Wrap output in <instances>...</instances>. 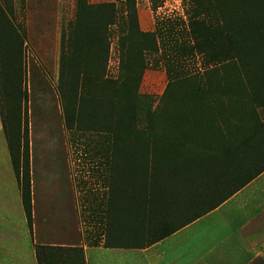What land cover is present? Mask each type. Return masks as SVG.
Returning <instances> with one entry per match:
<instances>
[{"label": "rangeland", "instance_id": "374dc122", "mask_svg": "<svg viewBox=\"0 0 264 264\" xmlns=\"http://www.w3.org/2000/svg\"><path fill=\"white\" fill-rule=\"evenodd\" d=\"M76 1L0 0L25 41L21 88L27 91V99L21 102L19 120L12 123L14 135L18 136L12 146L20 173L28 170L31 227L36 235L79 236L88 246H143L153 239L149 222L160 210L151 217L148 210L140 218L135 210H129L133 191L127 185L123 188L128 189L126 192L114 188L112 166L129 182L139 157L147 158L143 168L148 172L152 171L153 154L166 161L181 156L188 164L195 161L202 165L203 158L208 160L225 147H232L238 133L245 135L257 126L264 135V109L220 94V90H243L246 84L225 46L211 0H199L198 6L191 0H87L89 4L110 2L117 12V22L108 28L105 78L120 82L119 41L128 32L130 9L136 12L139 31L154 32L156 36V51L143 53L140 96L127 103L125 111L130 117L114 132L115 123L109 122L111 110L99 79H80L73 95L66 82L60 86L59 59L62 54L70 56ZM194 12L210 31L207 45L201 48L193 46L202 39L194 40L189 33L188 20ZM82 98L100 100L99 117L94 119L89 114L91 109L84 108L82 123L68 125L65 111L73 109L76 113ZM147 104L156 117L154 138L149 137L144 117ZM174 127L179 136L172 133ZM8 129L12 133L10 125ZM1 141L8 152V161L1 163L8 165L7 179H13L3 132ZM140 142H146L148 148L143 150ZM0 171L4 177L5 169ZM203 194L212 204L224 193L208 188ZM47 250L53 253H44L39 264H81L83 258L80 247ZM65 253L64 258L61 254Z\"/></svg>", "mask_w": 264, "mask_h": 264}, {"label": "trees", "instance_id": "16d2710c", "mask_svg": "<svg viewBox=\"0 0 264 264\" xmlns=\"http://www.w3.org/2000/svg\"><path fill=\"white\" fill-rule=\"evenodd\" d=\"M211 2L221 23L225 46L231 51L238 68L244 74L246 84L243 90H220V94L232 96L233 100L247 103L251 107L264 109V0H211ZM191 3L198 6L199 0H191ZM127 15L128 32L119 41L122 62L120 82L105 78L110 45L108 28L117 22L116 9L110 2L89 4L87 0L76 1L70 56L67 58L62 54L59 59L60 86L63 87L62 85L66 82L70 95L76 92L80 79L83 82L92 78L101 81L103 96L107 98V105L111 110L109 122L115 123L114 132H118L119 124L126 122L130 117L125 111L128 107L127 103L140 96L138 88L145 67L144 51L154 52L157 49L155 33L139 31L135 10L130 9ZM188 23L191 37L194 40L202 39V42H195L193 47L206 46L207 34L210 35V31L204 25L203 20L199 19L194 12L189 16ZM24 42L22 34L0 4L1 125L2 132L7 136L11 164L21 193L27 226L31 232L32 205L28 170L24 174L20 173L16 152L12 146L18 138L14 135L12 123L16 119L19 120L21 102L27 99V91L21 88L24 79L22 64ZM99 101V99L91 101L88 98H82L80 109L76 113L73 109L65 111V122L68 125L81 124L84 116L81 110L84 108H90L89 114L94 119L98 118L100 115V112H97ZM144 117L149 137L154 138L157 124L155 114L150 111V104H147ZM9 125L12 133L9 132ZM173 129L172 133L179 136L176 127ZM261 132L259 127L254 126L245 135L238 133L232 147H225L211 155L208 160L203 158L202 165L195 161L193 165L188 164L181 156L166 161L165 158L153 154L152 171L148 172L146 168H143L148 164L147 158H136V170L132 173L133 175L129 176L130 184L114 170L115 165L112 166L110 178L115 185L114 188L118 187L123 192L128 189L133 191L130 196L133 199L131 203H128L129 210H135L138 218L148 210L150 217L155 211L160 210L157 216H153L149 222L153 236L149 244L171 235L215 208L262 173L264 171V135ZM140 143L143 150L148 148L146 142ZM211 159L218 160L219 163L215 164ZM126 185L128 189L124 190ZM208 188L224 194L215 203L209 204L205 199V194L201 195ZM178 189L180 191L184 189L189 199L188 204H181L183 212L175 211L176 208L173 207L176 205L171 203L169 207H166L167 210H164V207L161 208V203H165L166 199L173 198L175 201ZM112 196L115 195L112 194ZM136 235H138L137 232ZM104 245L124 248L139 246L107 243ZM39 248L41 247L36 248V254ZM37 260L39 264V259ZM80 263L84 264L83 258Z\"/></svg>", "mask_w": 264, "mask_h": 264}, {"label": "crops", "instance_id": "0c3cea01", "mask_svg": "<svg viewBox=\"0 0 264 264\" xmlns=\"http://www.w3.org/2000/svg\"><path fill=\"white\" fill-rule=\"evenodd\" d=\"M1 137L0 121V170L6 171L4 177L0 171V264H38L44 253H53L47 248L56 247H80L84 264H264V171L218 206L159 241L127 248L103 243L88 246L69 233L36 235L33 226L30 232L16 178L7 179L8 165L1 163L8 161ZM178 191L175 201L166 199L161 208L167 210L171 203L182 213V205L189 199L184 189ZM37 247H41L38 254Z\"/></svg>", "mask_w": 264, "mask_h": 264}]
</instances>
